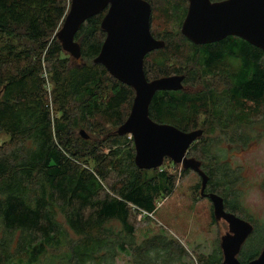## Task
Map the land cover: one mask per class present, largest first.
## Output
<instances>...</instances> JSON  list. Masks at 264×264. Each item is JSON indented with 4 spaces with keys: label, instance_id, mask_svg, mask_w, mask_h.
I'll return each instance as SVG.
<instances>
[{
    "label": "trees",
    "instance_id": "1",
    "mask_svg": "<svg viewBox=\"0 0 264 264\" xmlns=\"http://www.w3.org/2000/svg\"><path fill=\"white\" fill-rule=\"evenodd\" d=\"M147 1L153 13L163 4L161 16L174 26L162 33L151 27L166 46L146 57L147 78L186 77L182 91L154 96L150 117L184 132L203 130L188 157L202 163L206 193L254 223L239 255L249 263L264 250V226L244 214L241 170L225 152L264 137V51L238 37L195 45L181 33L187 0ZM70 4L0 0V132L9 137L0 144V264H117L122 256L129 264H223L221 245L203 254L167 234L137 238L140 221L154 216L179 178L164 165L139 169L133 139L117 134L135 92L94 63L107 11L77 33L80 60L63 50L57 33ZM84 128L95 139L83 138ZM190 171L183 168L181 180Z\"/></svg>",
    "mask_w": 264,
    "mask_h": 264
},
{
    "label": "water",
    "instance_id": "2",
    "mask_svg": "<svg viewBox=\"0 0 264 264\" xmlns=\"http://www.w3.org/2000/svg\"><path fill=\"white\" fill-rule=\"evenodd\" d=\"M189 2L181 33L195 45L221 42L229 37L241 38L264 51V0H187ZM107 11L102 29L106 39L95 64L135 92L131 112L118 128L119 136H130L135 145V164L141 170L162 167L166 159L202 178L201 196L211 200L217 221H226L228 232L221 237L223 264H264V250L258 258L243 263L239 255L254 225L227 212L223 197L206 193L208 176L202 163L188 157L191 146L203 130L184 132L170 124H160L150 117L154 96L162 91H182L185 75H172L149 80L145 59L164 49L166 42L157 39L151 30L152 5L147 0H71L70 10L57 38L63 50L75 60L82 57L76 35L90 18ZM83 138L89 135L82 130Z\"/></svg>",
    "mask_w": 264,
    "mask_h": 264
},
{
    "label": "rangeland",
    "instance_id": "3",
    "mask_svg": "<svg viewBox=\"0 0 264 264\" xmlns=\"http://www.w3.org/2000/svg\"><path fill=\"white\" fill-rule=\"evenodd\" d=\"M157 6L161 9L163 4H157ZM159 9L154 12L155 14L152 12L155 20L151 27L154 25L156 33H162L166 30L171 31L174 27L173 24L167 25L165 23ZM189 52L188 49L187 53ZM107 127L112 129V123L107 124ZM83 130L95 139L96 135L85 128ZM8 139V135L0 132V144ZM225 155L234 168L241 170V181L238 190L241 194L244 214L252 218L259 228L263 227L264 137L245 150L236 151L232 148H226ZM164 166L171 174L178 176L177 187L170 196L159 200L151 219H145L144 221L141 220L142 216L139 217L141 221L137 228V238L142 242L156 235L167 234L182 242L186 248L193 252L211 253L217 246L221 245V237L229 230L228 224L226 221L214 222L211 200L202 198L200 190L196 189V186L201 182V177L197 173L190 171L181 180L183 170L181 165L173 164L172 160L166 159ZM262 235L264 236V229ZM129 262V257L122 256L117 264H129Z\"/></svg>",
    "mask_w": 264,
    "mask_h": 264
},
{
    "label": "flooded vegetation",
    "instance_id": "4",
    "mask_svg": "<svg viewBox=\"0 0 264 264\" xmlns=\"http://www.w3.org/2000/svg\"><path fill=\"white\" fill-rule=\"evenodd\" d=\"M189 3V2H188ZM188 6H189V4H188Z\"/></svg>",
    "mask_w": 264,
    "mask_h": 264
}]
</instances>
